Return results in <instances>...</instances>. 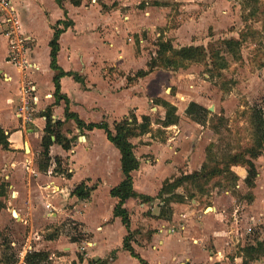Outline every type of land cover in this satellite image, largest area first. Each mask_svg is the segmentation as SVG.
I'll return each mask as SVG.
<instances>
[{"label":"crops","instance_id":"0c3cea01","mask_svg":"<svg viewBox=\"0 0 264 264\" xmlns=\"http://www.w3.org/2000/svg\"><path fill=\"white\" fill-rule=\"evenodd\" d=\"M12 1L19 13L23 32L32 37L31 56L38 65L37 70L26 76L10 64L6 60L8 41L0 29V125L9 134L10 141L9 150L0 146L7 160L1 164L5 172L12 173L8 177L16 189L13 196L22 202L19 203L20 212L14 210L19 214L17 219L32 229L24 251H21V263L32 247L36 251L49 252L50 261L53 257L58 258L56 263L142 264L124 249L128 229L122 219L114 215L118 198L111 195V189L124 177L120 150L103 129L81 130L73 119L66 120V103L63 100L56 103L53 80L56 71L51 68L49 42L54 32L52 26L65 19L64 10L56 0ZM226 2L231 0L158 2L147 8L153 13V18L145 17L144 20H136L129 15L124 16L127 20L119 16L113 18V14L120 15L121 8H112V11L104 13L98 2L89 8H84L83 3L75 6L70 1L65 2L74 25L60 37L58 63L63 70L76 72L85 79L82 84L73 76L61 78V92L69 98L72 112L86 123L107 121L113 127L115 121L132 111L139 121L144 115L154 118V106L160 115H164L165 109L159 100L169 101L178 109V123L162 127L155 117L152 118L150 132L131 138L135 145L134 153L140 160L139 169L132 172L134 189L138 193L156 197L167 179L173 180L181 173L200 170L207 159V147L216 133L209 122L199 124L186 114L192 101L210 110L212 107H208V103L214 93L210 88L206 93L202 92L204 87L194 84L195 75L191 69H155L130 81L129 77H134L140 69H146L149 62L144 51L133 50L136 34L140 32L138 28L145 25L151 30L155 24L166 27L170 22L168 12L175 6L181 11L176 16L177 26L164 29V32L175 38L174 41L189 36L190 43H193L194 36L204 28L208 19L216 18L215 11L227 8ZM120 6L128 5L121 2ZM53 11L57 18H54ZM74 13L87 16L82 28ZM208 24L215 26V23ZM88 35L95 41L96 49L88 50L80 44ZM105 39H110L113 44L105 43ZM100 43L109 52L100 50ZM26 78L34 80L38 89V104L29 120L18 116V110L24 104L22 88ZM49 94L51 96H47ZM47 107L52 108L55 121H64L62 132L69 138L73 137V142L70 150H65L58 143L51 145L53 161L45 172L40 170L37 158L43 149L46 126L43 113ZM57 156L64 160L70 176L54 171ZM257 159L255 164L259 162ZM233 170L240 176L236 186L239 188L245 183L247 167L237 165ZM261 175H264L263 170L258 174L259 177ZM81 183L96 186L89 198L82 199L73 194L74 188ZM252 192L251 197H245L241 202L228 191L227 197L211 204L204 205L198 197L187 202L174 201L167 216H160V198L144 201L130 197L124 206L130 213V229L134 231L132 245L149 264H244L245 248L264 239L262 179L256 181ZM47 204L51 207L48 208ZM42 224L59 228V236L48 239L33 230ZM68 226L73 234L75 231L78 235L87 233L91 239L74 241L73 237L63 233V228ZM31 238H36V247L32 246ZM250 264H264V256L251 260Z\"/></svg>","mask_w":264,"mask_h":264},{"label":"rangeland","instance_id":"374dc122","mask_svg":"<svg viewBox=\"0 0 264 264\" xmlns=\"http://www.w3.org/2000/svg\"><path fill=\"white\" fill-rule=\"evenodd\" d=\"M165 1L172 3V0H84L83 4L85 6L84 8H89L98 2V7L104 13L112 8H121V11H119L120 15L113 14V18L118 16L119 18H124L125 15H129L131 18L136 17V20H144L145 17L153 18L151 10H147L149 6ZM225 1L220 0V2ZM121 2H124L128 6H120ZM261 2L264 3V0ZM243 3H245V0H231L230 3H227V8L215 11L216 18L208 19L204 28L202 30L200 29L199 34L194 36L195 41L193 43H190L192 41L189 40V36L186 39L174 41L175 38L168 36L164 32V29L169 30L177 26L175 23L176 16L181 11L179 8L173 6L168 12L170 22L166 27L155 24L149 30L147 29L148 26L141 25L142 27L138 28L140 32L136 34L137 36L135 37L133 45L134 52L142 53L144 51V55L148 56L149 61L152 57H158V51L162 46V41L165 40H171L177 49L192 44L203 46L208 50L210 48L216 51V53L219 51V55L225 56L228 63H226L225 68H222V75L219 76L212 77L211 75L210 69L213 68L211 59L206 60L207 62L191 63L187 68H184L185 70H188V68L192 70L195 75L194 84L204 87L202 92L206 93L209 88L210 92H214L208 103V107H212L208 124L211 127L217 126L220 130V133H214V139L212 141L215 144L214 150L219 160L223 159L229 153L245 149L251 145L252 135L254 133L251 125V109L254 105H264V11L261 10L262 12L259 11L257 15L253 17L248 16L246 19L250 12L244 9ZM220 5L225 7L223 3ZM225 11H228L229 15L225 14ZM185 13L189 14V11H185ZM53 14L54 18H57L55 11H53ZM74 16L78 19L80 27L82 28L87 16H77L76 13H74ZM90 16L93 17L92 15ZM124 19L127 20L126 18ZM215 20L217 22H214ZM208 23H215V26L214 24ZM69 37L67 38L68 41H70ZM141 39L143 41H140ZM226 39H236L239 41L237 51L235 52L236 54L227 51L228 47L223 43ZM104 41L107 44H113V41L110 39H105ZM80 42L85 49H96V43L89 35L82 38ZM3 44H5L4 40ZM99 49L105 53L109 52V49L105 48L101 43ZM111 49L114 50L113 48ZM170 68L172 69L162 67H158L157 69H166L169 71L181 70L174 69V67ZM168 91L170 92V89ZM152 115L154 118L156 117L155 119H158L160 115V111L156 110L155 106L153 107ZM158 131L161 132L162 130L158 129ZM212 131L214 132L213 129ZM187 148L189 147L187 146ZM4 160L7 162L0 150V184L4 183L7 185V194L1 197L5 208L0 214V257L4 252L3 243L10 242L12 249L7 254L13 253L16 256L18 255L19 261L17 264H24L21 263V251H24L32 229L29 224L25 226L24 222L21 219H17L12 213L14 210H17L18 213L20 212L19 203L22 202H18L17 196H13L16 189L12 185V180L8 177L12 173L3 170L1 163ZM257 160L259 162L256 165L260 175V171H264V151ZM261 179L264 181V175H261V177L258 176L256 181L259 180L260 182ZM228 185V181L219 176L209 182H205L204 187L201 189L193 184L186 183L185 188L181 187L177 192L188 194L191 191H195L197 197L204 202V205L211 204L212 201H217L218 199H224L227 197L226 191L229 192V195L232 194L235 196L238 202H241L240 200L253 193L252 189L250 190L245 183L239 188ZM187 201H190V199H187ZM160 203L163 205L164 202L161 201ZM17 212H15V215L19 216ZM33 230L39 231L45 237L52 234L55 231V227H46L42 224L41 226L37 225ZM63 233L64 235L67 233V236L70 238L79 236L76 234V231L75 234L70 232L69 226L68 228H63ZM80 236L84 240L91 239L87 233H81ZM31 239H33L31 240L32 246L36 247L37 244L34 240L36 238ZM31 249V251H34L32 247ZM58 254L60 255V253ZM57 261H59L58 258L53 257L49 263L45 264H63L64 262L56 263Z\"/></svg>","mask_w":264,"mask_h":264},{"label":"trees","instance_id":"16d2710c","mask_svg":"<svg viewBox=\"0 0 264 264\" xmlns=\"http://www.w3.org/2000/svg\"><path fill=\"white\" fill-rule=\"evenodd\" d=\"M70 1L75 6H80L83 0H56L60 8L64 10L65 19L58 20L53 28V36L49 42L50 46V58H51V68L56 71L54 75L55 84V97L56 103L64 101L66 103L65 116L66 120L73 119L77 127L81 130H93L95 128L103 129L107 134L108 139L120 150L121 152V164L123 172V180L111 189V195L118 198V202L114 208V215L120 217L128 229V234L124 238V249L130 251V253L138 258L142 264H149L145 259H143L135 250L132 243L134 241V231L130 229L131 217L129 211L124 206L126 200L130 197H137L143 199L144 201H153L156 198H160L163 201L161 206L160 216H167L171 213V202L179 201L186 202L187 199H193L197 197L195 191H191L188 194L177 192L178 188L184 187L186 183L193 184L200 189L204 187L205 182L222 177L226 179L229 183L228 186L236 187L240 176L233 170V166L242 165L247 167V176L244 179L245 184L251 190L256 185V179L259 174L258 168L254 162L259 156L262 155L264 151V105H254L251 109V125L253 128L252 143L249 147L245 149L235 151L233 153L227 154L223 159L219 160L218 155L214 150L215 144L211 143L207 147V159L204 162L200 170L194 171L188 174H182L173 180L167 179L162 188L160 189L156 197L138 193L134 189V180L132 172L139 169L140 160L134 153L135 145L131 142V138L146 134L152 130L153 119L151 116L144 115L142 121H139L137 115L132 111L126 117L119 121H115L113 127L107 121H101L99 123H86L83 121L78 114L72 112L69 107V98L61 92V78L64 76H73V78L84 84V77L76 72L65 71L58 63V53L60 51V37L61 35L71 26L74 25L72 19L68 16V10L66 8L65 2ZM262 0H245L243 3L244 9L249 10L248 16L253 17L260 12L264 11V3ZM262 10V11H261ZM162 46L158 51V57H152L147 64L146 69H140L137 71L134 77H129L130 81L133 78H139L148 75L153 72L158 67L172 69L187 68L191 63L207 62L206 60H212L213 68L210 69L211 75L219 76L222 75V68L226 67L227 60L225 56L219 55L220 52L209 50L203 46L188 45L183 46L179 49L175 48L171 40L162 41ZM226 45L227 51L236 54L239 41L236 39H226L223 41ZM222 61V63H220ZM161 105L165 109L164 115H159L156 122L162 127H167L172 124H176L179 121V115L177 114V107L171 102L166 100H159ZM44 116H46V126L44 129V135L42 138V151L38 155L37 162L41 171H48L52 164V157L50 155V147L54 143L60 144L65 150H70L72 148L73 137L69 138L62 132V127L64 121L54 120L52 108L47 107L44 111ZM186 114L199 124L206 125L209 122V115L211 111L209 108L197 103L190 102ZM216 133H220L217 126L211 127ZM0 146L3 149H10L9 134L6 133L5 129L0 125ZM63 159L61 157H55V168L54 171L59 174H66L70 176L63 164ZM96 186H88L85 183L77 185L73 194L77 195L79 198L86 199L91 196L92 191ZM7 194V185L0 184V213L2 209L5 208V204L1 197ZM248 195L247 197H251ZM74 229H77L74 227ZM60 234L59 228L55 229L52 234L47 236L48 239L57 238ZM81 236L73 237L74 241H80ZM4 252L0 257V263L3 264H17L19 261L18 255L16 256L11 251V243L4 242ZM51 254L47 251H30L26 254L24 259V264H44L50 262ZM264 256V239L258 241L256 245H248L245 248L244 264H250V261ZM190 264V263H188Z\"/></svg>","mask_w":264,"mask_h":264},{"label":"built area","instance_id":"2783aa9c","mask_svg":"<svg viewBox=\"0 0 264 264\" xmlns=\"http://www.w3.org/2000/svg\"><path fill=\"white\" fill-rule=\"evenodd\" d=\"M0 29L9 45L6 60L26 76L30 71L37 70L38 65L31 56L32 37L23 32L19 13L12 0H0ZM37 90L35 81L26 78L22 88L24 104L18 110L20 118L31 119L38 104ZM47 207H51V204H47Z\"/></svg>","mask_w":264,"mask_h":264},{"label":"water","instance_id":"95a60500","mask_svg":"<svg viewBox=\"0 0 264 264\" xmlns=\"http://www.w3.org/2000/svg\"><path fill=\"white\" fill-rule=\"evenodd\" d=\"M210 110H212V108H210ZM27 150H28V147H27ZM208 209H210V207H208ZM13 214H14V216H15L16 218L19 217L18 215H15V212H13ZM181 264H186V263H181Z\"/></svg>","mask_w":264,"mask_h":264},{"label":"bare ground","instance_id":"6f19581e","mask_svg":"<svg viewBox=\"0 0 264 264\" xmlns=\"http://www.w3.org/2000/svg\"><path fill=\"white\" fill-rule=\"evenodd\" d=\"M14 212H16V211H14Z\"/></svg>","mask_w":264,"mask_h":264}]
</instances>
